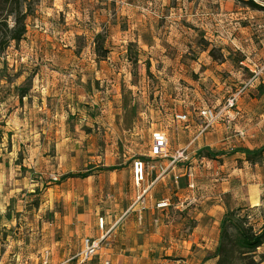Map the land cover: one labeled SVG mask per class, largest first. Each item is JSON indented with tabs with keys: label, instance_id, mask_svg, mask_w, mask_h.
Wrapping results in <instances>:
<instances>
[{
	"label": "rangeland",
	"instance_id": "374dc122",
	"mask_svg": "<svg viewBox=\"0 0 264 264\" xmlns=\"http://www.w3.org/2000/svg\"><path fill=\"white\" fill-rule=\"evenodd\" d=\"M34 2L25 39L0 61V264H42L46 251L50 264L65 262L85 236L101 237L100 217L108 230L117 221L121 227L103 243L112 264H205L213 255L193 243L192 232L206 223L194 214L225 182L234 188L229 203L259 194L260 207H243L260 226L264 154L236 152L251 140L264 144V0ZM20 89L28 92L22 100ZM232 100L248 107L235 119L226 116ZM204 106L221 118L203 133ZM177 113L190 114L192 133L178 128ZM246 125L258 139L249 130L245 140L228 139ZM156 130L169 136L167 158L150 156ZM180 145L190 146L186 159L173 163ZM136 160L155 166L150 183L159 175L168 183L158 181L157 198L185 206L158 211L160 237L134 250L121 231L145 226L129 210L140 194ZM192 166L194 195L187 177L179 185L174 179ZM78 174L89 177L67 178Z\"/></svg>",
	"mask_w": 264,
	"mask_h": 264
},
{
	"label": "crops",
	"instance_id": "0c3cea01",
	"mask_svg": "<svg viewBox=\"0 0 264 264\" xmlns=\"http://www.w3.org/2000/svg\"><path fill=\"white\" fill-rule=\"evenodd\" d=\"M55 11H58V10H47L48 13H54ZM243 108L248 109V107L244 106L243 104L239 105L237 103L235 105V109L238 110L240 112V114L243 112ZM232 112H233L232 110L227 109L226 116L230 118L231 116H233ZM192 122H193V120H192ZM231 122L232 121L228 120V126L225 125L228 134L232 130V126H230ZM193 124L194 123H192V125ZM191 126L188 124V125H185L184 128H186L187 130L190 129L189 132L192 133V130H191L192 127ZM179 127H180V125L178 126V128ZM251 129H252V125H246L245 129L237 126L234 128V134L231 135L230 137H228V139L230 140L231 138H234V136L237 137L238 135H240V133H243L244 136H241V135L240 136L243 138V140H245L244 137H245V134H247V130H249L250 138L258 139L259 138L258 130L251 131ZM197 139H198V137L195 138V140L192 141V143L190 145H193ZM237 141H238V139H237ZM239 143H240V141H239ZM189 147L190 146L183 148L182 145H180L179 149L176 150L175 156H171V157H173V160L175 162H177V161H182L183 159H186L185 154L183 155V153L186 152L189 149ZM262 148H264V144L257 146V145H255L254 141L251 140L250 145L247 148L245 147V148H241V149L242 150L246 149V150H250L252 152H255V151H258ZM236 153H240V152L237 151ZM241 154L243 156H246L243 153H241ZM174 161H172V162L175 163ZM186 171H187V169H185V173H186ZM185 175H181V176L184 177ZM160 180H162V182H161L162 184H160V185L165 186V187L168 186V183L163 178V175H159V177H157L156 181H154V182L152 181V183H150L149 182V174H148L147 178H146V182L148 183V185L146 183L143 186V188L146 190V194L140 200L138 198L135 199L133 204L129 208V210L133 211V213H135V212L138 213L137 216L139 217L138 219H139L140 224H142L143 221L145 223V226L142 229L138 228V223H137L136 227L138 230H136V231L135 230L121 231L122 232L121 238H124L126 240V246H127V244L129 246V243H130V247L134 250L135 249H141L140 240H142V239L144 240V242L142 243V246H143L149 240H157L160 237V233L162 232V227L159 226L161 217H159L160 214L158 211H160V210L156 209V207H155L156 203L160 200L159 198H157V195H158L157 183ZM177 188H179V186ZM217 188H218V190L215 191V195H214V196H216L215 197L216 200L214 199L213 201H211L208 204H205L203 207H201V209H203V210H201L198 207V210L196 209L197 212L194 214V217H196V219H199L198 221L205 222L206 224L203 227H202V225H199L196 229L193 230V232H192V239L194 240L193 243H196V244L200 243V246L202 247V249H204V250L207 249L206 251H207L208 255H214L215 254V250H216L218 243H219V240H220L221 221H222V218L227 211H229V210L232 211V210H235V209H237L239 207H243V206L258 208L262 205V201H261V198H260L258 193L256 194V200H255V198L252 201L250 199H247L245 202V199L242 198L241 200L236 201V203L235 202L229 203L228 202L229 194L234 191V188H230V187L228 188V184L226 182L218 185ZM237 191H239V188H237ZM254 194H255V192H254ZM254 194H253V196H254ZM175 207H177V206H175ZM129 210L127 212H129ZM161 212L164 213L163 211H161ZM106 221H107V219H106ZM107 223L109 224L110 222L107 221ZM118 224H119V221L115 222V224L109 229L108 235L110 236V238L116 237V235L119 234L118 228L121 229V227H117ZM213 224L216 225V228H213ZM210 225H212L211 229H214V232H212L210 230V227H209ZM215 261L216 260L211 259V260L206 261L205 264H209L211 262L214 263Z\"/></svg>",
	"mask_w": 264,
	"mask_h": 264
},
{
	"label": "trees",
	"instance_id": "16d2710c",
	"mask_svg": "<svg viewBox=\"0 0 264 264\" xmlns=\"http://www.w3.org/2000/svg\"><path fill=\"white\" fill-rule=\"evenodd\" d=\"M34 0H0V61L12 43L22 42L27 34V20L34 11ZM251 7L260 9V6L250 2ZM102 37L98 35V40ZM133 44H130L132 47ZM131 52V48L128 53ZM97 53L106 56L103 45L98 43ZM104 53V55H102ZM130 56V55H129ZM6 70V66L3 67ZM20 91V99L28 95L25 90ZM250 159L261 157L264 148L252 152L238 150ZM208 158L214 160L216 155L208 153ZM87 178L89 174H78L67 178ZM264 247V213L259 227L252 223V216L247 208L239 207L229 210L222 218L220 225V240L215 254L208 260H216L215 264H262L264 255H258V250ZM259 256L260 261H257Z\"/></svg>",
	"mask_w": 264,
	"mask_h": 264
},
{
	"label": "built area",
	"instance_id": "2783aa9c",
	"mask_svg": "<svg viewBox=\"0 0 264 264\" xmlns=\"http://www.w3.org/2000/svg\"><path fill=\"white\" fill-rule=\"evenodd\" d=\"M246 90V87L243 88L238 95ZM235 101L232 100L229 102L228 110H232L235 108ZM240 115V112L237 110L231 116L233 119L237 118ZM199 117L200 119L204 120L206 123V128L203 130V133L208 130L211 126L217 123L220 118L221 114H216L211 107H202L199 109ZM230 117V119H231ZM174 121L176 124L180 125H187L191 122L190 114L188 113H177L175 114ZM231 121V120H230ZM241 136H244L243 133H240ZM169 148H170V139L166 132L156 130L152 134V146L150 151V156L152 159L157 158H167L169 157ZM185 152L183 153V155ZM175 162V161H174ZM155 166H150L148 162H144L142 160H136L133 164V173H134V182L136 187L139 189V200L143 198L146 194V190L143 188L144 184L146 183L147 175L150 171H153ZM187 177V185L189 190L192 191V195L194 190L196 189V181H195V174H194V167H190L187 169L185 173ZM182 176L178 174H174L175 183L177 185L180 184ZM196 199L194 196L191 200H189L188 205H195ZM177 206V207H175ZM184 203H178L174 205L171 202V199L165 198L159 200L156 203V209L166 212L171 208L180 209L184 207ZM97 227L101 231L102 235L100 238H94L92 236H85L81 241V246L77 254L68 258L65 262L59 264H112L111 260L106 259L102 250L104 248L103 243L107 240L109 230L107 229L108 223L104 217H100L97 221ZM52 253L50 251H46L43 257L42 264H50V257Z\"/></svg>",
	"mask_w": 264,
	"mask_h": 264
}]
</instances>
